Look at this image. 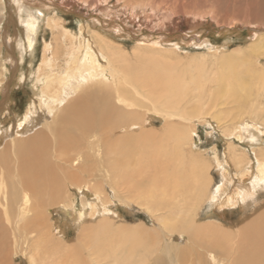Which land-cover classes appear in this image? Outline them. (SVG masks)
I'll list each match as a JSON object with an SVG mask.
<instances>
[{
  "label": "bare ground",
  "instance_id": "6f19581e",
  "mask_svg": "<svg viewBox=\"0 0 264 264\" xmlns=\"http://www.w3.org/2000/svg\"><path fill=\"white\" fill-rule=\"evenodd\" d=\"M49 1L50 3L48 0H15V6L23 14L27 42L25 48L31 52L32 58L37 57L36 44L42 25H45V29L51 27L53 41L45 40L42 61L31 73L34 96L25 114L17 117L13 125L0 123V264H13L14 259L24 254L25 250L30 254V264H164L165 261L170 264H202L200 261L205 259L206 254L214 262H219L221 257L225 258V262H219L220 264H264V208L259 211L257 207L263 203L258 204L256 199L258 196L260 200V193L264 191V125H257L252 118L246 119L247 117L243 121H237L240 140L243 138L248 145L256 146L251 149L254 156L247 148L242 153L229 150L225 164L224 160H218L219 167L223 169L219 176L220 185L210 198L208 187L212 176L207 178L208 181H202L200 178L204 166L196 164L198 160L193 161L196 158H182L184 153L180 150L183 149L182 143L188 127L175 121L181 117H187L186 120L191 121L188 115L194 114L197 108L188 107L185 100L190 98L196 86L185 84L184 77L178 73L177 68L170 69L161 66L162 64L150 67L145 63H137L139 65L133 67L123 47L97 31L100 28H91L94 33L88 35L87 24H81L78 29L72 30L63 19L48 16L52 5L64 10L72 8L73 11L85 6L93 9L101 7L110 12L113 18L123 15L130 21L144 25L140 14L150 7L142 8V3H125L121 10H112L115 2L112 6L109 3L113 0H61L58 4L54 0ZM11 2L0 0V11L3 12ZM131 9L135 13H132L133 16ZM154 14L160 20L158 11ZM89 17L92 19V26L98 27L96 21L103 22L96 16ZM125 18L120 19L127 22ZM204 18L206 16L200 11L194 18L187 17V20L193 19L196 22L191 23L190 26L194 27L191 30L203 25L200 19L205 20ZM259 19L260 17L253 16L252 21ZM237 22H229L228 27L229 24L238 26ZM170 24L168 22L160 28L165 29ZM108 25L110 28L113 26ZM258 31L256 27H250L249 33L258 36ZM253 37L252 44L247 49L248 57L251 63L256 58L261 62L264 59V42L261 41V36L256 37L257 40ZM13 39L12 42L4 40L5 46L10 50L14 46ZM159 40L152 43L156 45ZM4 42L0 44V52ZM20 42L18 58L13 52L8 57L7 66L12 70L17 68L19 57H24V44ZM205 42L207 43L205 40L202 44H206ZM229 42L230 40H226L224 47ZM140 47L160 53L174 52ZM220 47H216L217 51L222 48ZM210 48L214 51V48ZM248 57L242 59L249 62ZM235 68L230 70V75L237 73ZM250 74L264 81V70L258 72L253 69ZM220 78L223 80L228 76L225 73ZM202 83L204 82L195 85L201 86ZM248 86L246 82L240 81L244 93L248 92ZM203 89L202 86L200 97L204 94ZM221 89L222 86H218L212 93L213 97ZM225 89L233 90L228 86ZM97 90L101 92L93 93ZM213 97L210 102L215 106ZM4 105H1V110L8 109ZM180 113L183 115L180 116ZM243 114L246 112L243 111ZM44 116L47 118L42 119ZM49 117L53 124L48 122ZM165 118L167 126L164 125L161 132L153 127L146 128L147 124ZM233 134L235 132L230 133ZM189 135L190 133L188 138ZM235 145L240 146L237 143ZM228 157L231 158L233 167ZM232 169L239 171L234 173ZM99 172L107 175L108 180L115 176L117 180L114 184L118 186L122 183L129 186V200L126 201L131 202L128 204L130 209L135 201L146 205L150 211L162 212L156 219L161 231L167 232L171 238H178L177 232L187 233L189 244L173 246L178 251L175 256L169 255L167 259L159 255L149 257L147 250L150 247H143L146 256L141 255V251L138 255L146 240L140 237L138 245H135L132 243L133 237L123 236L126 238L124 239L120 236L125 235L123 228L113 227L114 212L99 197L104 185V180L95 181ZM108 183L110 186L107 188L113 187L111 182ZM89 188L93 189L97 199L95 202L89 200L77 210L74 197L69 193L72 190L86 193ZM250 191L253 192L251 196ZM206 196L210 199L206 212H211L218 204L220 208L216 210L219 211L228 205L231 208L237 206L244 215L250 209H255L257 213L247 221L244 220L246 222L236 233L222 227L200 225L196 220L201 217L199 207L203 204L200 201ZM64 204L71 209L63 211L62 232H67L72 220L78 231V244L70 246H64L60 234L54 232L57 223L52 221L51 212H48ZM98 215L100 218L94 222V217ZM90 217L92 221H88ZM13 244L15 247L11 252ZM60 244L63 245L59 246ZM65 252L69 253L63 254ZM125 258L126 260L119 261Z\"/></svg>",
  "mask_w": 264,
  "mask_h": 264
},
{
  "label": "rangeland",
  "instance_id": "374dc122",
  "mask_svg": "<svg viewBox=\"0 0 264 264\" xmlns=\"http://www.w3.org/2000/svg\"><path fill=\"white\" fill-rule=\"evenodd\" d=\"M5 1L8 2L9 0ZM10 1H12V4L9 7L6 6L3 9V12L0 11V44H2L4 40L6 41L8 39L11 41L14 38V46H12V49L10 50L9 48H7L4 42L3 47L1 49L2 51L0 52V123H3L7 126L13 125L17 117L20 118L25 114L26 109L34 96L33 85L30 80L32 79L31 73L39 67L42 61L45 40L53 41V32L51 27L45 29V25H42V28L40 29L38 35L39 42L37 41L38 44H36L37 57L32 58V56L30 55L31 52L27 48H25V43L27 42L24 30L25 26L22 22L23 14H20L19 9L16 7L17 3L15 2V0ZM54 1L56 2V4L61 2V0ZM117 1L120 3H118ZM48 3H50L49 0ZM113 3L114 5L112 6ZM125 3H142L144 5L142 6V8H145L146 6L150 7L149 10L147 9L142 12V14H140L141 20L144 25H139L134 20L130 21V19L125 18V16L123 15L113 18V15H111L110 12H106L101 7H96L93 9L91 7L85 6L73 11L72 8H70L69 10H64L61 7L57 8L52 5L48 16H52L53 19H63L66 23V26L72 30L78 29L79 25L81 24H87L89 31L87 32L88 35L94 33L92 29L97 30L98 28H100L97 31L104 33L107 38L112 39V41L119 43L123 47L124 51H126L128 55V61L131 63V65H133V67L138 66L141 63H145L147 66L150 67L162 64L161 66L170 69L177 68L176 70L178 71V73H180V75L184 77L183 79L185 81V84L191 83L192 85L196 86L192 90L195 93L191 92L192 94H190V98L185 100L186 103L188 102L187 104H189L188 107L191 106V108L193 109L197 108L194 114H189L192 116L188 115L191 121L186 120L187 117L185 115V119H181V117L175 119V121L179 123V125H183L185 128L188 127L187 134L185 135L183 139L184 141L182 143L184 145L183 149L180 150L184 153V156L182 158H196L193 161L196 162L198 160L196 164H201L204 166L202 178H200L202 181H205L208 177L211 178L210 176H212V180L210 181L208 187V189L210 190L207 189L211 196L209 194L207 195H209V197L211 198L212 195L215 193L216 187L220 185L219 176L221 170H223L221 166L219 167L218 160L221 162L222 160H224V164L227 163L225 161V158L226 155H228L229 150H235L237 151V153H242V151H246V149L248 148L250 154L254 156L251 149L256 146H250L245 141V139L242 138L240 140V138L238 137V122L243 121L247 117L246 119L252 118L251 120H253L257 125H264V81L259 77H256L255 75L252 76L250 74V70L253 69H257L258 72L264 70V63H262L264 59H262L260 62L257 61L256 58L252 60L251 63V59H249V55L247 52V49L248 47H250L249 45L252 42L251 39L254 35V33L252 32L249 33L250 27H256L257 29H259L258 36L254 35L253 38L256 39V37L258 38L261 36L260 39L262 42H264V0H113V2L111 1V3H109V6H112V10H121L122 8H124L123 6ZM131 11V16H133L132 13L135 15V13L133 12L134 10L131 9ZM156 11H158L157 16L161 17L160 20H157V18L155 17L154 12ZM198 11L202 12L203 15L206 16V18H204L205 20L200 19V21H203L204 24H201V26H198L194 30H191L194 27H191L190 25L195 24L196 22L194 23L193 19L187 20V17L189 18L190 16V18H194V16L198 14ZM109 15H111L112 18ZM251 15L252 18L253 16L260 17L259 21H252V18L250 17ZM89 16H96L101 21L103 20V22L96 21L98 27L92 26V24H90L92 22V19H90ZM120 18H125L127 22L122 21V19ZM233 21H238L239 25L237 24L238 26H231L229 24L228 27V23H233ZM168 22L171 23L170 26L165 29H162V27L160 28V26H163ZM108 24H112L113 26L110 28ZM102 25H104V27L105 25L109 27L104 28ZM155 40H159L156 45L152 43ZM205 40L207 41V43L205 42L206 44H202ZM226 40H230V44L224 47V42H226ZM19 42L24 44V57L22 59L19 57L17 68L15 70H12L9 66H7L9 65L7 64L8 57H10L13 52L14 55L18 58L17 55L19 52ZM140 46L153 47L159 49L160 51L170 50L174 51L175 53H160L153 50L148 51L142 49L143 47ZM210 47L214 48V51H212L213 49L211 50ZM216 47L221 48L218 50L219 52L217 51ZM240 51H242L243 54ZM245 56L248 57L247 60H249V62L243 60ZM226 65L230 68L226 67ZM235 67H237L238 69ZM233 68H235L237 73L233 74L232 76L230 74L231 71H233ZM192 70L195 71L193 72ZM225 73L229 79L233 77L232 80H229L228 78L222 80L220 76H222V74L225 75ZM200 75L202 78L200 77ZM191 76L195 78H191ZM235 76L236 78H234ZM194 79L196 80L194 81ZM241 80L249 85V90L247 93H244L241 90ZM195 82L197 84L198 82L204 83H202L201 86H198L195 85ZM223 83L227 84L226 86L231 87L233 90L225 89L226 86ZM6 86H9V88ZM202 86L204 87L202 92L204 94L202 97H200L201 95L199 94L202 91H200V88L202 89ZM218 86H222V89L219 90L218 94L214 95L213 97L212 93L217 89ZM77 92L78 91L76 90L75 93ZM100 92V90H97L93 93L99 94ZM212 97L216 102L215 106H213L210 102ZM232 100H234V102ZM199 104L202 106H200ZM1 105L7 106L8 109L1 110ZM243 111L246 112L245 115H242ZM179 115L182 116L183 114L180 113ZM202 117H204V119ZM45 118H47V116H44L42 119ZM48 122L50 124H53V122L50 121V117L48 119ZM147 125L148 126H146V128L149 129L153 127L156 128L158 132H161L165 128V126H167V119L165 118L155 120L151 124ZM232 132H235V134L230 135V133ZM189 133L190 135L188 138ZM227 141L231 143L228 144ZM236 143L240 144V146L235 145ZM197 154L198 156L202 155L203 157H198ZM178 158L180 159V157ZM230 159L231 158L228 157V161L233 167V162ZM233 169L232 172L234 173L236 171H239H234L235 169ZM234 176H236V174ZM106 178L107 175H102V173L99 172V175L95 180L101 182L104 180V185L102 184V192H99L101 202H107L109 204L110 211L114 212L113 214L115 215V219L112 220L113 227H121L124 229L125 235H120L122 238L127 236L133 237L134 240L132 239V243L135 245H138L137 242L140 240V237L143 240H146L143 241V246L142 248L140 247L141 249H139L137 253L138 255L141 251V255L146 256V252L144 251V249L145 247L146 249L147 247H150V249L147 250V254H149V257L155 258L159 255L167 259L169 255L175 256V252L178 251V249L173 248V246H186L187 244H189V236L187 233L180 232V234L179 232H177L176 235L178 238H171V236H169L167 232L163 233V231H161L159 221L156 219L158 215H160L162 212L155 211V213L153 211H150V209L146 205L138 204L135 201L132 202V209H130L128 204H130L131 202L126 201L129 200V186H127V184L125 183H122V185L120 186L114 184L117 180L115 176L110 177L111 179L108 177L110 180ZM108 182H111L113 187L107 188L108 186H110V183ZM204 187H206V185H204ZM232 187L234 188L235 186ZM233 188H231L230 190L232 191ZM73 191L74 190H72L69 194H71L72 198L74 197L75 208L77 210H80V207L85 206L88 202H95V200L97 199L95 197V192L93 191V189L89 188L86 193H81L79 192V190H76L74 192ZM252 193L253 192L250 191V196L252 195ZM260 194V200L258 196L256 198L258 200V204L263 203L262 205H259V207H257L259 208V211L264 208V191H261ZM90 197L92 198L90 199ZM209 197L206 196L207 199L204 198L202 201H200L203 205H200L199 207L201 217L197 218V224L206 225L207 227H222L225 230L231 231V233H236L244 225L247 219H249V217L257 213L254 211L255 209H253V211L252 209H250V212L248 211V213L244 215V213H242L237 206L235 208H231L228 205H226L227 207L225 206L224 209H221L219 211L216 210L217 208H220V205L217 204L212 209V211H214V213L216 214L215 215L212 211L206 212V210L210 206ZM253 200L254 199H252V201ZM111 203L113 204V206ZM69 208V206L66 208V205L64 204L61 205V207H55L53 208V210L48 211L49 214L51 212V215L53 217L52 221L57 223V229L54 230V232H57L58 235L60 234V239L63 240L62 243L64 244V246L78 244V231L76 223L73 220L69 222L70 224L69 228L66 230L67 232H62L63 225L61 223V220L64 217V212L69 211ZM113 214L111 216H114ZM99 218L100 215L95 216L94 222H96ZM88 221H92L91 217ZM127 230L130 232H128ZM63 244H60L59 246ZM14 247L15 246L13 244L12 249L10 248L11 252L14 251ZM124 248L125 247L123 246L122 249ZM142 250L144 252H142ZM23 252L24 254H21L20 252L21 255L19 254L20 256L14 259L13 264H30V254H28L29 252L27 250ZM68 253L69 252H65L63 254ZM124 257L125 256H123V258ZM224 259L225 258L221 257L218 261L225 262L223 261ZM121 260L124 261L126 260V258L120 259L119 261ZM200 262L202 264H220L219 262H214V260L209 257V254H206L205 259ZM164 264L170 263L168 261H165Z\"/></svg>",
  "mask_w": 264,
  "mask_h": 264
}]
</instances>
